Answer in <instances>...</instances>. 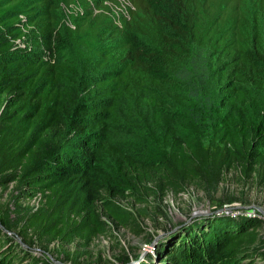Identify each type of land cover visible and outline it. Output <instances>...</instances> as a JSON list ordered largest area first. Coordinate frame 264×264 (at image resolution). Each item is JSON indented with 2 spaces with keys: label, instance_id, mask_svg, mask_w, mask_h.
Listing matches in <instances>:
<instances>
[{
  "label": "trees",
  "instance_id": "obj_1",
  "mask_svg": "<svg viewBox=\"0 0 264 264\" xmlns=\"http://www.w3.org/2000/svg\"><path fill=\"white\" fill-rule=\"evenodd\" d=\"M105 1L0 0V91L23 103L26 117L55 139L62 141L69 131L76 143V150L58 147L38 158L23 175L30 189L40 181L70 186L81 194L82 208L105 210L116 198L139 195L147 178L166 169L155 147L190 143L194 119L173 115L174 107L208 114V95L214 91L220 102L215 122L220 137L247 140L251 153L264 145V0H130L119 20ZM76 3L80 10L67 25L62 8ZM64 36L97 76L85 85L93 98L82 107L65 84L74 67L62 60ZM26 39L31 48L18 42ZM205 50L217 67L199 81L185 65L195 68L193 54ZM168 64L172 74L160 73L158 68ZM178 80H185L182 89ZM122 121L143 123L139 148L112 137ZM21 155L12 151L18 168ZM229 212L217 204L211 214L190 216L177 230L170 221L157 239L148 232L147 251L88 263L70 253L52 260L33 255L12 236L24 235L32 242L26 229L16 234L17 228L3 217L0 264H22L17 261L21 252L31 264H58V259L63 264H253V252L239 244L260 221ZM103 216L96 221L104 232L110 226ZM123 223L138 232L144 229L133 214Z\"/></svg>",
  "mask_w": 264,
  "mask_h": 264
},
{
  "label": "rangeland",
  "instance_id": "obj_2",
  "mask_svg": "<svg viewBox=\"0 0 264 264\" xmlns=\"http://www.w3.org/2000/svg\"><path fill=\"white\" fill-rule=\"evenodd\" d=\"M105 2L117 20L126 15L131 5L130 0ZM78 9L79 3L63 6L65 24L72 23L70 15ZM18 42L24 48H31V39ZM106 42L111 45V41ZM61 48L62 60L74 67L65 84L75 93L82 107L93 98L88 95L85 85L97 76L80 60L69 36L63 37ZM193 57L195 68L190 64L185 68L190 75H197L199 81L205 80L206 74L217 67L215 57L207 50L195 52ZM170 68L171 64H168L158 70L171 75ZM183 81L178 80L177 88L184 87ZM208 96L211 103L208 114L206 110L193 114L180 106L171 112L176 116L192 115L194 128L189 131L190 143L181 148L155 147L161 152L166 169L147 178L140 186L139 195L116 198L112 207L105 210L102 206L99 209L82 208L81 194L70 186L40 181L35 190L30 189L23 175L30 172L37 159L58 147L76 150L75 138L66 131L62 141L55 139L26 117L22 111L23 103L0 91V119L5 118L0 121V222L3 217L12 222L17 228L16 234L18 229L25 228L23 231L32 242H26L24 235L12 236L33 255L52 260L70 253L77 255L83 263L100 258L113 261L121 254L149 250L151 244H146L148 232L156 234L157 239L167 231L170 221L177 230L188 217L209 215L214 206L222 204L224 209L231 210L230 215L259 219L258 227L242 238L239 245L244 251L253 252V264H264V145L251 153V143L247 140L222 139L216 128L220 106L218 94L214 91ZM261 97L264 98V92ZM129 120L133 121V118ZM144 130L141 121L131 125L122 121L114 128L112 137L125 147L139 148ZM7 150L10 154H3ZM12 151L22 154L18 157L19 168L12 161ZM161 211L164 216L159 213ZM129 214L139 219L143 230L138 232L123 223ZM99 215H104L103 219L110 226L104 232L96 221ZM43 216L45 220H42ZM31 218L34 223L30 225ZM66 230L70 234L61 237ZM21 253L17 256L18 263L31 264L32 260H24V252ZM58 262L63 264L60 259Z\"/></svg>",
  "mask_w": 264,
  "mask_h": 264
},
{
  "label": "water",
  "instance_id": "obj_3",
  "mask_svg": "<svg viewBox=\"0 0 264 264\" xmlns=\"http://www.w3.org/2000/svg\"><path fill=\"white\" fill-rule=\"evenodd\" d=\"M0 226H2L1 222H0ZM9 233H11V234H12V232H11V231H9ZM58 264H62V263H61V262H58Z\"/></svg>",
  "mask_w": 264,
  "mask_h": 264
}]
</instances>
